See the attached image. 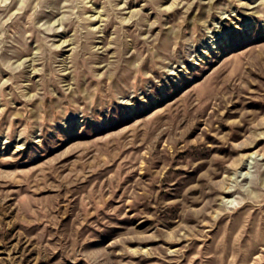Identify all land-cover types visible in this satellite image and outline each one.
<instances>
[{
    "label": "rangeland",
    "instance_id": "obj_1",
    "mask_svg": "<svg viewBox=\"0 0 264 264\" xmlns=\"http://www.w3.org/2000/svg\"><path fill=\"white\" fill-rule=\"evenodd\" d=\"M0 264H264V0H0Z\"/></svg>",
    "mask_w": 264,
    "mask_h": 264
}]
</instances>
